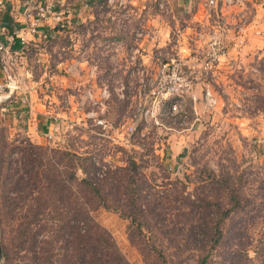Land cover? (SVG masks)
<instances>
[{"label": "rangeland", "instance_id": "rangeland-1", "mask_svg": "<svg viewBox=\"0 0 264 264\" xmlns=\"http://www.w3.org/2000/svg\"><path fill=\"white\" fill-rule=\"evenodd\" d=\"M204 1L68 0L20 51L0 32V264H264V0L206 23Z\"/></svg>", "mask_w": 264, "mask_h": 264}, {"label": "crops", "instance_id": "crops-1", "mask_svg": "<svg viewBox=\"0 0 264 264\" xmlns=\"http://www.w3.org/2000/svg\"><path fill=\"white\" fill-rule=\"evenodd\" d=\"M67 1L0 0V32L6 38H12V48L20 51L24 42L40 41L42 38L52 35V26L56 20L60 19L61 15L59 6L64 5ZM55 6H58L59 9H55ZM49 8L50 10H48ZM21 96L22 101L29 102V107H27V109L29 108L27 112H30L29 130L35 135L41 131H50L52 123L49 120L51 112L49 107L46 109L40 100L34 104L35 106L30 104L34 96H37L36 91L26 92L23 89Z\"/></svg>", "mask_w": 264, "mask_h": 264}, {"label": "built area", "instance_id": "built-area-1", "mask_svg": "<svg viewBox=\"0 0 264 264\" xmlns=\"http://www.w3.org/2000/svg\"><path fill=\"white\" fill-rule=\"evenodd\" d=\"M234 1L235 0H205L203 3L205 23L214 13L217 15H223L224 7L233 5ZM201 4H199V6ZM50 8L48 10H50ZM227 52V47L222 42L220 36H211L207 43V62L205 63V67L211 68L214 62L219 61L221 58H225L228 54ZM176 78L180 81L178 76H176ZM19 88L20 87L16 85L15 81H13L11 78H7L4 84L0 83V101L4 99H11L13 94L18 91ZM205 99L207 100L208 105L216 104V100L213 98L210 92L206 93ZM172 110L177 111L175 104L172 106Z\"/></svg>", "mask_w": 264, "mask_h": 264}, {"label": "trees", "instance_id": "trees-1", "mask_svg": "<svg viewBox=\"0 0 264 264\" xmlns=\"http://www.w3.org/2000/svg\"><path fill=\"white\" fill-rule=\"evenodd\" d=\"M81 182L83 184H85V186L88 187L89 194L91 195L90 198L94 199L95 202H97L98 204H101V205L105 206L104 205L105 204L104 203L105 200L100 195L99 191L96 188H94L92 186V184L89 181H87V179H83V180H81ZM0 191H1V189H0ZM79 212H80V210H78L77 213L81 214ZM90 212H91V209H87L86 212H84V215L83 214L81 215L82 219L84 220L83 222L86 223L87 226L89 225V223L92 222V217H91V213ZM228 212L229 211H226L225 214H227ZM77 213L74 215V217L78 216V218H81ZM78 218H77V220H78ZM218 233H219V230L216 229L214 234L218 235ZM95 235H96V233L95 232L92 233V228L89 227L88 230H85V233L83 235H81L78 240L75 241V243L78 241V243L80 242L81 244L84 245V247L87 246L89 248L90 247L94 248L96 243L97 244H99L100 242L106 243L100 236H95ZM92 241L95 242V243L92 244ZM74 248L78 249L77 247H74ZM80 258H81L82 262H85V258L84 257H80ZM102 262L103 263H99V264H111V262H109L108 259L107 260L104 259V260H102Z\"/></svg>", "mask_w": 264, "mask_h": 264}, {"label": "water", "instance_id": "water-1", "mask_svg": "<svg viewBox=\"0 0 264 264\" xmlns=\"http://www.w3.org/2000/svg\"><path fill=\"white\" fill-rule=\"evenodd\" d=\"M0 48H1V43H0Z\"/></svg>", "mask_w": 264, "mask_h": 264}]
</instances>
